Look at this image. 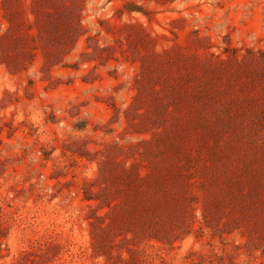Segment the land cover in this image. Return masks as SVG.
<instances>
[{
	"label": "rangeland",
	"instance_id": "1",
	"mask_svg": "<svg viewBox=\"0 0 264 264\" xmlns=\"http://www.w3.org/2000/svg\"><path fill=\"white\" fill-rule=\"evenodd\" d=\"M0 264H264V0H0Z\"/></svg>",
	"mask_w": 264,
	"mask_h": 264
}]
</instances>
